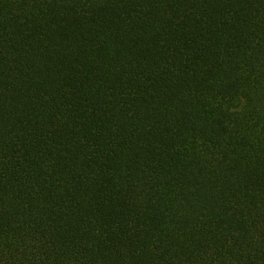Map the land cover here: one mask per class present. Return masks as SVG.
Returning <instances> with one entry per match:
<instances>
[{
    "label": "trees",
    "instance_id": "obj_1",
    "mask_svg": "<svg viewBox=\"0 0 264 264\" xmlns=\"http://www.w3.org/2000/svg\"><path fill=\"white\" fill-rule=\"evenodd\" d=\"M0 264H264V0H0Z\"/></svg>",
    "mask_w": 264,
    "mask_h": 264
}]
</instances>
